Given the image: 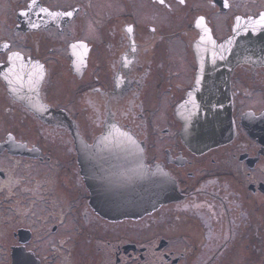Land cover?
Returning a JSON list of instances; mask_svg holds the SVG:
<instances>
[{"label": "flooded vegetation", "instance_id": "af4514ba", "mask_svg": "<svg viewBox=\"0 0 264 264\" xmlns=\"http://www.w3.org/2000/svg\"><path fill=\"white\" fill-rule=\"evenodd\" d=\"M261 16L264 0H0V229H12L8 264L16 254L32 264H77L95 235L115 239L111 264L157 256L163 264H264ZM232 39L234 50L222 46ZM176 42L186 44L185 57L174 59ZM235 52L242 62L227 65ZM202 58L217 65L204 84L225 88L235 131L196 153L180 137L176 109L195 88ZM107 126L135 139L129 147L120 135L101 143ZM79 142L88 149V185ZM127 162L135 175L167 174L175 190L150 214L110 221L95 211L96 193L110 182L124 187L116 173ZM166 213L179 236L126 242L128 226L138 233ZM176 240L185 252L168 249ZM128 245L135 248L126 252Z\"/></svg>", "mask_w": 264, "mask_h": 264}, {"label": "water", "instance_id": "95a60500", "mask_svg": "<svg viewBox=\"0 0 264 264\" xmlns=\"http://www.w3.org/2000/svg\"><path fill=\"white\" fill-rule=\"evenodd\" d=\"M234 40L232 39L222 46L234 50L236 48L234 47ZM239 54L235 52L233 57L229 56L231 60L225 61V63L235 66L242 62V57ZM201 56L203 57L204 54ZM209 66L215 68L217 65L215 62H209L202 58L195 88L187 94L186 99L176 109V115L182 123L180 137L183 143L196 153H202L228 142L235 131L232 119V101L225 88L222 92L215 93L212 92L211 87L204 84L205 74L208 73ZM112 135L126 136L127 139L124 143L128 147L135 139L129 132L119 130L115 126H107L102 135L101 143H104ZM78 147L82 174L88 185L87 169L84 163L87 159L88 149L83 142H79ZM128 166L127 162V170L122 171L121 174L116 173L121 177V180H127L124 183L121 182L124 187L117 190L110 182L109 185H104L97 190V205H94V209L107 220L141 218L158 210L164 203L166 196L175 190L174 183L167 174L158 172L155 178H152V173L143 170L141 174L135 175L128 171L130 170ZM98 197L100 199H97ZM132 247L135 248V245L126 246L125 251L127 252ZM13 264H32V257L16 254Z\"/></svg>", "mask_w": 264, "mask_h": 264}, {"label": "rangeland", "instance_id": "374dc122", "mask_svg": "<svg viewBox=\"0 0 264 264\" xmlns=\"http://www.w3.org/2000/svg\"><path fill=\"white\" fill-rule=\"evenodd\" d=\"M175 23L178 24L177 21H175ZM172 47H173V52H174V56H175L174 59L179 58V56H181L182 54L185 57V55L187 54L186 44L184 42H176V44H174ZM156 50L158 51V55H161V57L158 56L159 61L157 63V66H159L158 67V70H159V69L163 68V64H162L163 63V57H162L163 56V54H162L163 48H158ZM172 66L174 69H177L174 62L172 63ZM73 90L74 89H72V92H73ZM165 125L167 126V122H163L161 127H164ZM32 140H34V142L37 141L35 136L33 137ZM44 182L48 183L45 180H44ZM52 183L53 182H50V184H52ZM54 183H55V181H54ZM40 184H41V182H40ZM82 191H84V190L82 189ZM162 217L163 218L159 221V224H156L155 226H153V224H151V222H150V223H148L149 227L145 228V226H144L142 231H140L138 233H134L135 229L128 226L127 232L131 235H129V234L126 235V239H125L126 242L127 241H132V242L143 241V242H145L146 239L148 240V238L153 236L154 233H156V234H158L161 237H164L166 239H171L172 237L175 238L176 236H179V233H182L180 231L181 228L178 231H175L172 229L169 230L170 225L167 222V220H168L167 213L165 215H163ZM0 222H3V221H0ZM16 225L17 224L14 225V229H16ZM5 226H6V224H3L2 228L0 229V231H2V234H3V236L0 238V243H1L0 244V264H8L9 263V261H8L9 257H7V255H5V253H6L5 246H6V243L10 241L9 235L12 233V229L5 227ZM129 228H131V229H129ZM68 229H70L73 232V234L77 233V231L73 228L72 225H69ZM169 231H174V233H169ZM139 236H142V237L139 238ZM110 239H111V237H110ZM107 241H109V240H107ZM157 241H159V239L156 240V243H157ZM87 242H88L87 243L88 245L85 246L87 249L82 248V249H86V250L80 251V253L78 254V259L76 258L77 260L75 262H77V264H111V263H113V256H114L113 251L116 249V245H117L115 239H111L110 244L102 243L97 239V237L95 235L93 237V241L91 239H88ZM161 243L163 244V242H161ZM175 243H176L175 246H172L168 249L169 250L174 249L177 254L185 252L183 242L176 240ZM166 245L167 244H165V246ZM111 256H112V260L110 259ZM190 259H192V258H190ZM165 262L166 261L161 256H159V257L157 256V257L151 258L145 264H163ZM64 264H67V263L64 262Z\"/></svg>", "mask_w": 264, "mask_h": 264}, {"label": "snow or ice", "instance_id": "6c2138e0", "mask_svg": "<svg viewBox=\"0 0 264 264\" xmlns=\"http://www.w3.org/2000/svg\"><path fill=\"white\" fill-rule=\"evenodd\" d=\"M161 2H163V0H161ZM181 2H183V0H181ZM227 6V5H226ZM69 16H71V13H68ZM261 21L264 22V16H261ZM127 31L129 33H131L132 29L131 28H128ZM17 59H19V57L17 56L16 57Z\"/></svg>", "mask_w": 264, "mask_h": 264}]
</instances>
